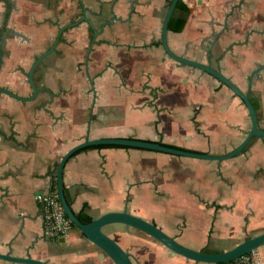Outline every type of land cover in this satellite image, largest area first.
Masks as SVG:
<instances>
[{
    "label": "crops",
    "instance_id": "1",
    "mask_svg": "<svg viewBox=\"0 0 264 264\" xmlns=\"http://www.w3.org/2000/svg\"><path fill=\"white\" fill-rule=\"evenodd\" d=\"M176 54L209 63L256 100L264 128V0H183ZM168 0H0V86L32 92L35 57L65 28L35 67L39 90L20 100L0 92V251L49 264H116L79 229L43 232L35 193L50 188L60 157L83 140L133 136L222 154L245 136L243 100L199 68L177 62L161 43ZM84 12V13H83ZM91 80L94 90L92 89ZM64 191L75 214L92 218L126 209L182 244L227 249L264 231V137L225 159L180 156L116 145L79 149L65 162ZM56 183V180H55ZM116 235L134 264H215L173 253L149 234L120 222ZM264 264V246L257 248Z\"/></svg>",
    "mask_w": 264,
    "mask_h": 264
},
{
    "label": "water",
    "instance_id": "2",
    "mask_svg": "<svg viewBox=\"0 0 264 264\" xmlns=\"http://www.w3.org/2000/svg\"><path fill=\"white\" fill-rule=\"evenodd\" d=\"M177 1L178 0H170L165 16L162 21L161 43L166 54L171 58H173L174 60H176L177 62L206 71L211 75H213L214 77H216L218 80H220L223 84H226L236 95H238L243 100L247 112L249 114L250 127L247 133L245 134V136L243 137V139L236 146H234L228 152L222 154H212L206 151H197V150L182 148L173 144L163 142L161 140L143 139L133 136H100V137L90 138L88 135H86L82 141L74 144L73 146L68 148L66 152H64V154L60 157V160L58 161L55 171L56 192L58 199L62 205V208L65 214L67 215V217L76 227H78L80 232L89 241L97 245L102 250V252L105 253L107 256H109L116 264H134V263L132 261L129 251L123 248L118 243L117 236L108 235L103 230L104 225L113 222H120L127 226L135 227L149 234L157 241L161 242L163 245L168 247L173 253L181 254L195 261H205L212 263L227 262L229 260L235 259L236 257L244 253L250 252L255 248L264 246V231H263L257 234L247 235L246 238L235 243L233 246L227 249H223L221 251L207 252L201 249H194L182 244L173 236L164 232L154 222L146 218H143L137 214L131 213L126 209L108 210L106 212L101 213L99 216L92 218L90 221L82 222L75 214L74 210L72 209L71 205L69 204L66 198L64 191V183L62 179L64 164L72 154H74L76 151H78L83 147L94 146V145L96 146L116 145V146H126V147L155 150V151H160V152H165L180 156H190V157H197L204 159L220 160V159L229 158L231 156L240 153L248 145V143L254 136L264 137V128H261L258 125L257 113L249 96V86L246 90H242L228 76L223 74L220 70L211 66L209 63L200 62L198 60L176 54L169 48L167 43V33L169 30L168 23ZM80 20H86L87 22H89L93 31V36L88 45L85 55V68H86V72L88 73V69H87L88 54L94 42L95 36L97 34V30L95 26L91 23V21L88 19L86 14L84 13L80 18L61 25L58 28V31L52 43L44 51H42L40 54H38L35 57L29 68L27 75L28 82L32 89V92L29 95L18 94L13 90L4 86H0V92L20 100H30L34 98L39 90V87L36 85L33 77V72L35 67L44 59V57H46L49 53H51L55 49L62 31L69 26L76 25ZM263 67H264V63L258 65L257 68L253 71V73L260 70ZM91 84H92V89L94 90L92 80H91ZM59 240L64 242L65 240L64 236H60ZM0 259L14 263H23V264H49L46 260L34 258L29 255H25V256L14 255L10 252V250L6 252L0 251Z\"/></svg>",
    "mask_w": 264,
    "mask_h": 264
},
{
    "label": "built area",
    "instance_id": "3",
    "mask_svg": "<svg viewBox=\"0 0 264 264\" xmlns=\"http://www.w3.org/2000/svg\"><path fill=\"white\" fill-rule=\"evenodd\" d=\"M35 198L43 213V232L54 237L66 236L72 229V222L65 214L56 190H40L35 193ZM224 264H262V257L255 248Z\"/></svg>",
    "mask_w": 264,
    "mask_h": 264
},
{
    "label": "trees",
    "instance_id": "4",
    "mask_svg": "<svg viewBox=\"0 0 264 264\" xmlns=\"http://www.w3.org/2000/svg\"><path fill=\"white\" fill-rule=\"evenodd\" d=\"M170 2V0H168ZM189 10L188 7L186 5V3L183 0H178L174 10L172 12V15L170 17L169 23H168V28L169 30H173V31H179L182 29L187 16H188ZM256 113H257V117L259 118L260 116V110L258 107V104L256 102V100L253 98V96L250 97ZM246 148V147H245ZM244 148V149H245ZM50 189L52 190H56V183H55V178L52 176L51 177V185H50ZM67 198V197H66ZM69 204H70V200L69 198H67ZM78 216V218L82 221V222H87L90 221L92 219V217L88 214H82L81 212H78L76 214ZM72 229H78V227H76L73 223H72ZM203 251H207V252H216V251H221V249L218 250H211L208 248H203ZM225 262H219V263H215V264H224Z\"/></svg>",
    "mask_w": 264,
    "mask_h": 264
},
{
    "label": "rangeland",
    "instance_id": "5",
    "mask_svg": "<svg viewBox=\"0 0 264 264\" xmlns=\"http://www.w3.org/2000/svg\"><path fill=\"white\" fill-rule=\"evenodd\" d=\"M0 264H23V263H14L7 260L0 259Z\"/></svg>",
    "mask_w": 264,
    "mask_h": 264
},
{
    "label": "flooded vegetation",
    "instance_id": "6",
    "mask_svg": "<svg viewBox=\"0 0 264 264\" xmlns=\"http://www.w3.org/2000/svg\"><path fill=\"white\" fill-rule=\"evenodd\" d=\"M83 13H84V12H83ZM82 15H83V14H82ZM82 15H81V16H82ZM81 16H79L78 18H80ZM78 18H77V19H78ZM81 21H82V20H80L79 22H81ZM85 21H86V20H85Z\"/></svg>",
    "mask_w": 264,
    "mask_h": 264
}]
</instances>
